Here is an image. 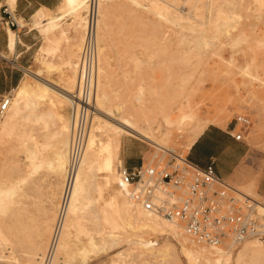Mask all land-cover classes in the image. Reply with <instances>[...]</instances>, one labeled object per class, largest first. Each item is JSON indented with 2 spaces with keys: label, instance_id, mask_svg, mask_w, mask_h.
Here are the masks:
<instances>
[{
  "label": "rangeland",
  "instance_id": "374dc122",
  "mask_svg": "<svg viewBox=\"0 0 264 264\" xmlns=\"http://www.w3.org/2000/svg\"><path fill=\"white\" fill-rule=\"evenodd\" d=\"M136 1L139 4L131 0L100 2L98 18L100 25L102 11H107L101 23L102 42L98 43V68L104 70L99 71L104 77V90L109 94L106 107L114 110L116 106H123L126 115H131L129 118H133L131 120L137 126L151 130L148 132L150 140L138 136L123 138L120 150L123 166L128 165V160L140 165H153L162 156L167 159L164 149H173L178 155L187 157L186 140L193 132L194 125L189 117L181 119L183 115L207 118L214 125L222 127L234 124L238 116L246 117L250 123L245 126L239 124L236 134L242 135L248 146V154L238 170L237 179L228 181V184L264 205V188L259 186L264 176V0ZM159 7H166L173 14L168 20L170 22L159 15L164 12ZM67 8L63 1L58 9L51 10L50 16H65L51 34L52 41L44 38L39 30H33L37 43L22 80L34 81L27 75L29 71L56 84L64 83L61 79L71 75L67 62L72 56L71 53L68 56L67 51L73 44L74 51L70 52L78 53L75 59L79 63L84 41L80 45L79 38L72 39L74 29L79 28ZM131 10L132 16L137 15L140 19L132 18ZM180 15L183 16L182 20ZM178 21H182L181 24ZM20 24L33 28V17L29 24L24 21ZM56 37L60 38L58 45ZM101 46L104 48L99 53ZM40 49L45 52H38ZM46 61L54 67L53 71L44 64ZM77 70L79 67L76 68L78 78ZM141 85L143 94L142 103L139 104L135 96ZM10 95L13 99L14 92L10 91ZM170 115L173 119L167 124L164 118ZM30 123L29 127L21 126L20 132L0 143L2 185H12L20 179L22 182L19 183L13 206V209L17 207L14 211L17 215L16 233L9 237L16 252L17 264L24 263L28 253L42 245L43 241L42 253L45 255L66 179V174L61 177L54 167L48 166L49 162L55 163L59 150L60 120L48 115L41 124ZM19 134L32 137V146L37 144L38 169L25 162L24 149L18 143ZM8 179L10 184L6 182ZM92 195L96 193L92 192ZM98 208L94 204L86 217H80L85 224L72 234L69 246L74 258L71 264H181L177 263L172 252L145 249L142 245L131 246L127 242L131 239H141L143 242L160 239L157 233L136 232L126 226L131 214L123 210L114 212L106 206L102 213L111 220L109 224L98 213ZM2 217L0 214V225ZM47 222L50 224L46 235ZM114 224L117 226L113 227ZM110 231L120 237L117 245L106 243V234H102ZM89 236L96 239L99 250L88 252V255L86 253L87 259L83 261L80 253ZM252 240L255 239L249 241ZM193 242L187 238L189 248L197 246ZM7 243L0 235L2 264L12 263V260L4 259L8 251ZM104 243L106 248H102ZM241 246L233 247L238 249ZM176 248L180 250L178 244ZM221 248H226V245ZM182 264L187 263L184 261Z\"/></svg>",
  "mask_w": 264,
  "mask_h": 264
},
{
  "label": "bare ground",
  "instance_id": "6f19581e",
  "mask_svg": "<svg viewBox=\"0 0 264 264\" xmlns=\"http://www.w3.org/2000/svg\"><path fill=\"white\" fill-rule=\"evenodd\" d=\"M63 1L65 3V6L68 7L67 9L70 10L69 15L73 14L74 21H76V25L79 28V29L76 28L74 29V35L72 36V39L75 40L76 38H79L80 45H82V42L84 41V33L82 35V30L85 31V23H86L85 13L87 14L88 11V0H63ZM131 1L134 4H139V2L137 3L136 0H131ZM100 2L107 3L110 2V0H100ZM6 4L10 6L11 10L13 11L15 10L16 0H6ZM1 5L2 3H0V6ZM159 8L162 9L161 7ZM162 10L164 12L162 14L158 12L159 15L163 16L168 21L170 17L173 16V14H171V12L166 7ZM131 11H130V15L132 16L133 14L131 13H133V11L132 12ZM106 13L107 11L104 12L102 11L100 25L98 24V29H97L98 43L102 42L101 38H102L103 28L101 26V23L104 22ZM50 14H51V10L45 7H42L39 10H37L32 16L34 27L31 30H35V29L39 30L44 36V38L48 39L49 41H52L51 34H53L54 30L58 27L60 21L65 16L62 15L50 16ZM134 17H137V15L132 16V18ZM137 19H140V17H137ZM180 19L182 20L183 16L180 15ZM22 22L23 20L19 21V23ZM219 24L221 25V23ZM7 31H8L9 42L11 47L10 50L13 51L16 41V34L11 29H8ZM56 42L57 45L60 43L59 37H56ZM76 45L79 46V44ZM73 46L75 45L73 44ZM73 46H71V49H68V51L66 50L68 52V56L70 55V53L72 56L71 60H68L67 62V64L70 65L71 68L70 77L64 79L62 78L61 80H64V83L61 81L60 84H56L54 83V81L48 80L46 78H42V76L40 78L39 77L40 75L37 73H30L29 71H27V75L32 77L34 81L24 79L21 81V84L18 87H14L12 89V92H14V98L12 99L9 109L0 123V143H1L14 136L16 132L18 133L21 126L29 127L31 124L30 122L41 124L45 121L48 115L53 116L58 120H60L61 129L59 132L60 135V139H59L60 141L58 145L59 150L56 154L55 163L49 162L48 166L50 168L54 167L55 171L61 177H63L67 171L68 153L70 146L69 144L71 139L70 109L68 110V106H70L69 93L74 92L75 86L77 88L78 85V80L76 83V78H77L76 68L79 67V63H76V59H75L78 53L76 54L72 53L74 51L72 49ZM103 48L104 46L103 47L101 46L99 48V53H102ZM44 50H46V48ZM70 50L73 51L70 52ZM40 51H42V49H40L38 52ZM42 60L44 61V59ZM44 64L47 66V68L50 71H53L54 67L50 64H47V61L44 62ZM99 70L100 68H98V79H97V95H96L97 108L96 111L94 112L95 116L93 115L90 126L88 128L87 144L83 155V159L81 161L75 182L68 194L64 225L61 231L62 233L57 244L56 253L52 264L72 263L70 261H72V259L74 258V254H71L73 250L70 252L71 249L69 246L72 234L74 230L76 231L85 224L84 221L80 220V217H86L89 214L88 212L89 209L93 207L94 204H96L97 207H99L98 213L102 214V217L104 218L105 222L109 224L111 223L110 222L111 220L106 214L103 215L102 213L103 209H105L106 206L113 209L114 212H118V211L120 212L123 210L125 211V213L131 214L130 215L131 219L130 221L128 220L129 222L128 225L126 226H128L130 229L136 232L150 231L153 233H157L160 239L155 241L149 240L147 242H145L146 240L143 242L141 239H137V240L131 239L127 242L131 246L142 245L143 247H145V249H150V250L156 249L157 251L160 252L161 251H165L169 253L172 252V255L176 256L177 263L182 264L185 261L187 264H232V263L233 264H264V242H259L258 240L249 241L251 240L249 239L243 242L240 248L235 249L233 247L235 245L229 242L224 244L226 245V248H221V246L217 248H212L198 244L194 241L193 243H195L197 246L193 248H189L187 246V238L189 239L190 237L184 232L182 226L180 228V226L176 222H171L146 212L141 206L137 205L131 199L130 188H129L130 186L125 184L122 180H120L119 177V167L123 166V161L120 158L122 140L123 138H125V136H134V137L138 136L148 139L151 130L148 127L144 129L137 126L131 120L133 118H129L131 115L129 117L126 115L123 106L121 107L116 106L114 110L106 107V100H108L109 94L106 92V90H104V82L102 80L104 77L100 72L102 70L100 71ZM77 72L79 75L78 70ZM104 73L106 74V72ZM142 85L135 96V99L137 100V102H139V104L142 103V94H143ZM48 108L49 110L47 112L46 109ZM187 117L190 118L192 124L194 125L193 132L189 135V137L186 140V146L189 150L192 144L197 140V138L205 131V129L209 125H212L213 123L212 120L191 114L188 116L183 115L181 119H185ZM172 119L173 117L172 115H170L164 118V121H166L167 124H170L172 122ZM18 141H19L18 143L24 149L25 162H27L29 166H33L35 170L38 169L39 165L36 162V160H38L37 159L38 149L36 146L37 144L35 146H32L33 145V144L31 145L32 137H29L28 135L24 137L23 135L19 134ZM156 145L160 147L158 143H156ZM12 166L13 168L16 167L15 165ZM24 180L25 179H23L22 181ZM9 181L10 179L6 180V182ZM3 182L4 181L0 179V214L3 216L2 224L0 225V235L5 241V244L9 242L7 243L8 247L6 248L8 249V251L5 252L6 256H4V259L12 260L11 264H17L16 252L14 247L12 246V243L10 244L11 240L9 237L16 233L17 220L15 216L17 215H15L14 211L16 212L15 208L17 207H15L14 210L13 206L15 204L14 198L17 195L20 187L19 183L22 182L20 179L16 181V183L6 186L2 185ZM64 187H65V183H64ZM62 190H63L62 192L63 195L64 188ZM92 192H95L96 195H92ZM257 206H258L257 208L259 209V213L264 215V205H262L260 202H257ZM49 224L50 222H47V228L45 232L46 235L48 234ZM116 226H117L116 224L113 225V227ZM177 227L182 231L178 230ZM159 231L162 233L159 234L158 233ZM105 234L108 241L106 242L107 244L117 245L118 241L120 240V237H118V235L115 236V234L112 231L108 233H104L102 235ZM44 237L45 235L43 236V238ZM95 240L96 239H94L93 236H89L88 241L84 244L85 246L83 247L84 248L83 251L81 253L79 252L80 254L83 255L82 258L83 261L87 259V255L89 254L88 252L99 250L98 249L99 247L96 246ZM43 244L44 241L42 242V245L38 246L36 249L28 253L27 260H24L25 262L21 264H42L46 255V253L45 255L44 253H42ZM176 244L180 246L179 251L176 248ZM102 245L100 244V247L102 246V248L103 247L106 248L105 243ZM74 252L76 253V251ZM25 254L27 253L25 252Z\"/></svg>",
  "mask_w": 264,
  "mask_h": 264
},
{
  "label": "built area",
  "instance_id": "2783aa9c",
  "mask_svg": "<svg viewBox=\"0 0 264 264\" xmlns=\"http://www.w3.org/2000/svg\"><path fill=\"white\" fill-rule=\"evenodd\" d=\"M99 7L100 0H88L78 85L69 93L71 139L64 193L42 264H52L54 260L68 194L83 159L88 128L96 110ZM7 14L5 23L18 27L12 14ZM11 101L10 92L0 96V123ZM249 123L248 118L238 116L233 128ZM234 137L242 139L240 133ZM163 151L167 159L162 156L153 165L119 167L120 180L130 186V197L137 205L152 215L180 224L190 239L207 247L217 248L227 242L238 246L249 239L264 242V215L259 213L254 199L219 178L213 163L200 168L172 149Z\"/></svg>",
  "mask_w": 264,
  "mask_h": 264
},
{
  "label": "crops",
  "instance_id": "0c3cea01",
  "mask_svg": "<svg viewBox=\"0 0 264 264\" xmlns=\"http://www.w3.org/2000/svg\"><path fill=\"white\" fill-rule=\"evenodd\" d=\"M0 96L12 91L19 85L24 76V69L30 65L32 51L37 43V36L33 28L19 23L23 20L27 24L34 13L42 7L55 11L63 3V0H16L15 10L12 12L6 0H0ZM6 7L8 8L6 11ZM8 12L19 23L18 27L6 24ZM8 29L16 34L14 50L11 51ZM29 29V30H28ZM10 47V48H9ZM237 128L233 124L222 127L209 125L197 138L188 150L189 161L205 168L213 163L219 178L228 183L236 180L238 170L248 154V146L243 139H235ZM138 162L128 160L127 167L138 166ZM259 186L264 188V176L262 175Z\"/></svg>",
  "mask_w": 264,
  "mask_h": 264
}]
</instances>
